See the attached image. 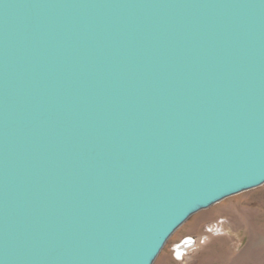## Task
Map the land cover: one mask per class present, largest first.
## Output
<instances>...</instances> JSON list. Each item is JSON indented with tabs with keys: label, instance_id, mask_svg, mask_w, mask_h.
<instances>
[{
	"label": "water",
	"instance_id": "1",
	"mask_svg": "<svg viewBox=\"0 0 264 264\" xmlns=\"http://www.w3.org/2000/svg\"><path fill=\"white\" fill-rule=\"evenodd\" d=\"M264 183V0H0V264H152Z\"/></svg>",
	"mask_w": 264,
	"mask_h": 264
},
{
	"label": "rangeland",
	"instance_id": "2",
	"mask_svg": "<svg viewBox=\"0 0 264 264\" xmlns=\"http://www.w3.org/2000/svg\"><path fill=\"white\" fill-rule=\"evenodd\" d=\"M186 237L184 252L177 245ZM152 264H264V183L194 211Z\"/></svg>",
	"mask_w": 264,
	"mask_h": 264
},
{
	"label": "bare ground",
	"instance_id": "3",
	"mask_svg": "<svg viewBox=\"0 0 264 264\" xmlns=\"http://www.w3.org/2000/svg\"><path fill=\"white\" fill-rule=\"evenodd\" d=\"M220 201V200H219ZM218 202V201H217ZM189 242H192L193 243V239L191 238V237H186L183 241H181V245H177L176 247V249H177V251H176V255L178 256V257H180L181 255H182V253L184 252V244H189ZM159 253V252H158ZM157 256V255H156ZM155 256V257H156ZM154 260V259H153ZM153 262V261H152Z\"/></svg>",
	"mask_w": 264,
	"mask_h": 264
}]
</instances>
